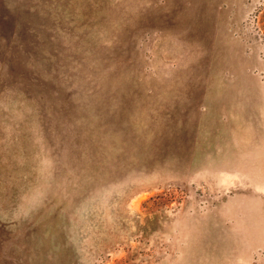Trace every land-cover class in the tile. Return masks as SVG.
Returning a JSON list of instances; mask_svg holds the SVG:
<instances>
[{
	"label": "rangeland",
	"instance_id": "rangeland-1",
	"mask_svg": "<svg viewBox=\"0 0 264 264\" xmlns=\"http://www.w3.org/2000/svg\"><path fill=\"white\" fill-rule=\"evenodd\" d=\"M0 264H264V0H0Z\"/></svg>",
	"mask_w": 264,
	"mask_h": 264
}]
</instances>
